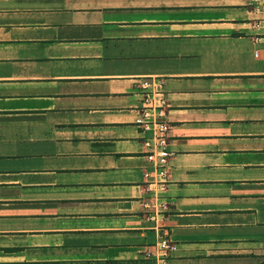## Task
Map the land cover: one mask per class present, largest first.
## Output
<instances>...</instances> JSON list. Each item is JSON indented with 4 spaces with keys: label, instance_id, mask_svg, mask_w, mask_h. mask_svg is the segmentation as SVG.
<instances>
[{
    "label": "crops",
    "instance_id": "1",
    "mask_svg": "<svg viewBox=\"0 0 264 264\" xmlns=\"http://www.w3.org/2000/svg\"><path fill=\"white\" fill-rule=\"evenodd\" d=\"M263 258L264 0H0V264Z\"/></svg>",
    "mask_w": 264,
    "mask_h": 264
},
{
    "label": "built area",
    "instance_id": "2",
    "mask_svg": "<svg viewBox=\"0 0 264 264\" xmlns=\"http://www.w3.org/2000/svg\"><path fill=\"white\" fill-rule=\"evenodd\" d=\"M260 1V0H256ZM149 82L143 83V87H148ZM149 99H145V106L139 112L138 124H140L145 130H150V135L145 137L143 145L146 148L145 155L148 161L153 163L154 172L157 177L165 179L168 173L169 161L173 152L168 147V131L169 125L164 121H160L152 115V110L161 109L165 105L163 98L158 99V105L152 106L150 101L152 100L151 93L147 94ZM160 110L158 114L160 115ZM146 177H149L151 173L146 172ZM162 248L164 251L170 248L167 241H162Z\"/></svg>",
    "mask_w": 264,
    "mask_h": 264
},
{
    "label": "trees",
    "instance_id": "3",
    "mask_svg": "<svg viewBox=\"0 0 264 264\" xmlns=\"http://www.w3.org/2000/svg\"><path fill=\"white\" fill-rule=\"evenodd\" d=\"M257 264H264V258Z\"/></svg>",
    "mask_w": 264,
    "mask_h": 264
}]
</instances>
